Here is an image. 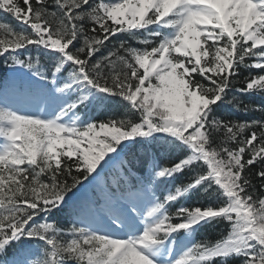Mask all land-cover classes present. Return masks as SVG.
Returning <instances> with one entry per match:
<instances>
[{
  "label": "snow or ice",
  "instance_id": "snow-or-ice-1",
  "mask_svg": "<svg viewBox=\"0 0 264 264\" xmlns=\"http://www.w3.org/2000/svg\"><path fill=\"white\" fill-rule=\"evenodd\" d=\"M0 13L19 26L0 23V58L20 81L0 96V264H264V105L241 99L264 97V0H0ZM112 105L136 119L95 114ZM201 193L219 206L180 203ZM219 223L215 243L190 239Z\"/></svg>",
  "mask_w": 264,
  "mask_h": 264
},
{
  "label": "trees",
  "instance_id": "trees-1",
  "mask_svg": "<svg viewBox=\"0 0 264 264\" xmlns=\"http://www.w3.org/2000/svg\"><path fill=\"white\" fill-rule=\"evenodd\" d=\"M50 11L51 10H55L53 7L50 6ZM0 23H8L9 25H11L12 27L14 28H17V30H19V26L17 25V23L12 20L11 17L7 16L6 14H3V13H0ZM113 43H117L116 41H113ZM113 46V44H109V48H111ZM34 57L36 56V54L34 53L33 54ZM40 63H41V70L45 71L46 74H48V69H49V66H50V61L47 60V58H41L40 60ZM7 69L5 63H4V60L2 58H0V83L4 77V72L5 70ZM3 75V76H2ZM66 75V74H65ZM258 97L255 96L253 97L252 100H243V102L245 104H249V105H252V106H257L256 102H255V99H257ZM226 108L229 109V112L231 113H234L231 118L234 119V120H240V121H243V120H249V119H252V118H258L259 116V113L256 112V113H252V112H248V113H245L244 111H235V109H231L230 106H225ZM108 109L107 112H105L106 114L103 115L101 118L102 119H108L109 116H113V117H116V118H132V119H136L135 116H129V115H126L125 114V111L123 108H120L116 105H112V106H107L106 107ZM103 110V109H102ZM98 111H99V108H97L95 110V114L97 116H100L98 115ZM229 112H225V113H222L223 115H228ZM171 157H165L164 160L165 162H167L168 159H170ZM151 161H149L148 163H140V162H137L136 164V172L134 173H138V172H142V171H146L147 168L151 167ZM185 180L184 177H181L180 180H177L175 181L173 184H174V187L175 186H178L180 185L183 181ZM257 187H259V180L257 179L255 181ZM191 203L193 204V206H200V207H207L209 205L211 206H219L220 204V201L218 202L217 199L213 198V197H209L207 196L206 194H199V195H196V196H188ZM214 204V205H213ZM63 226V224L61 225ZM227 229H229V226L225 223H219V224H209V225H205L202 227V230H203V233H202V239L201 241H208L210 243H215L217 240L221 239L222 237L226 236V231ZM234 264H239L238 261H235Z\"/></svg>",
  "mask_w": 264,
  "mask_h": 264
},
{
  "label": "bare ground",
  "instance_id": "bare-ground-1",
  "mask_svg": "<svg viewBox=\"0 0 264 264\" xmlns=\"http://www.w3.org/2000/svg\"><path fill=\"white\" fill-rule=\"evenodd\" d=\"M108 111V109L107 108H103V110L101 109V110H99V113H105V112H107Z\"/></svg>",
  "mask_w": 264,
  "mask_h": 264
}]
</instances>
